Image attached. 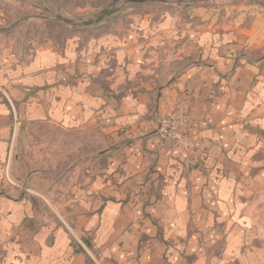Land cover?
I'll use <instances>...</instances> for the list:
<instances>
[{"label":"crops","instance_id":"crops-1","mask_svg":"<svg viewBox=\"0 0 264 264\" xmlns=\"http://www.w3.org/2000/svg\"><path fill=\"white\" fill-rule=\"evenodd\" d=\"M239 34L203 37L190 52L197 64L170 83L141 59L130 72L124 57L127 71L105 77L72 46L31 54L0 42V264H251L243 227L222 224L250 181L241 170L264 171V57L241 53L264 43ZM168 112L189 115L193 152L160 145ZM43 124L96 126L108 140L111 197L71 211L67 226L42 218L5 176L22 127ZM146 183L136 195L131 186Z\"/></svg>","mask_w":264,"mask_h":264},{"label":"rangeland","instance_id":"rangeland-1","mask_svg":"<svg viewBox=\"0 0 264 264\" xmlns=\"http://www.w3.org/2000/svg\"><path fill=\"white\" fill-rule=\"evenodd\" d=\"M0 13L5 23L0 42L5 47L32 54L43 47L72 46L81 58L90 56L105 77L123 74L129 61L130 72H135L141 59L149 74L156 70L170 83L197 64L190 52L198 51L203 37L234 29L240 37L248 33L264 43V0H0ZM241 53L253 59L264 57V45L246 47ZM171 116L187 119V113L168 112L158 121L156 136L161 120ZM160 140L161 146L177 147L174 141ZM107 143L105 133L96 126L66 131L53 124L25 125L16 145L21 157L9 163L6 179L33 196L42 218L67 226L71 211L111 197L106 192L111 175L107 156L100 152ZM177 148L188 153L184 147ZM262 166L254 169L257 173L241 170L250 181L240 187L244 195L236 213L222 223L243 227V254L250 253L251 264H264ZM131 187L136 195L151 189L148 183ZM216 245L212 253L220 256L226 247L224 239Z\"/></svg>","mask_w":264,"mask_h":264},{"label":"built area","instance_id":"built-area-1","mask_svg":"<svg viewBox=\"0 0 264 264\" xmlns=\"http://www.w3.org/2000/svg\"><path fill=\"white\" fill-rule=\"evenodd\" d=\"M189 123V116L184 121L176 117H168L161 120L159 123L158 136L161 139L174 141L177 147H184L188 153L193 152L194 145L191 136L187 133V126ZM184 140L187 143H184Z\"/></svg>","mask_w":264,"mask_h":264}]
</instances>
